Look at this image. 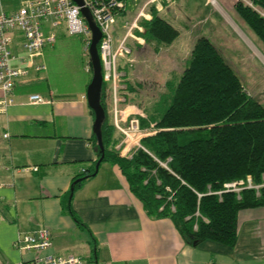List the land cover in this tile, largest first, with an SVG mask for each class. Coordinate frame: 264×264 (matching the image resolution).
Masks as SVG:
<instances>
[{
    "label": "crops",
    "instance_id": "obj_1",
    "mask_svg": "<svg viewBox=\"0 0 264 264\" xmlns=\"http://www.w3.org/2000/svg\"><path fill=\"white\" fill-rule=\"evenodd\" d=\"M147 1L124 0L112 29L115 47L124 33L123 24L133 22L141 12L136 20L138 29L132 30L138 42H126L131 48V68L137 61H146L154 48L163 59L160 64L172 62L166 60L167 45H144L139 36L143 32L140 22L150 18L144 11L147 6H152L172 27V22L189 18L195 24L193 31L205 37L214 26V13L207 0L199 6L205 15L201 20H197L196 9L190 10V0H156L150 5ZM215 1L226 12L231 8L223 0ZM215 22L221 25L218 19ZM208 24L207 29L203 27ZM60 30L64 32L62 27L53 29L55 39ZM18 42L15 37L10 50L16 57H24ZM53 43L42 48L35 63L43 65L42 57ZM120 61L124 59H119L122 65ZM12 65L26 69L27 74L6 95L11 103L0 106V264L30 261L34 253L16 249L12 243L17 236L39 228L50 233V252L74 255L88 264H264V206L237 212L232 247L212 241L189 245L168 217L145 214L140 202L129 193L118 168L107 161L100 162L96 173L72 191L70 208L85 228L75 225L62 206L72 181L97 159L91 141L93 116L85 100L91 76L75 93L50 90L45 68L34 72L16 61ZM172 70L165 64L163 72L172 75ZM84 71L90 72L87 61ZM31 94L46 102L28 103Z\"/></svg>",
    "mask_w": 264,
    "mask_h": 264
},
{
    "label": "trees",
    "instance_id": "obj_2",
    "mask_svg": "<svg viewBox=\"0 0 264 264\" xmlns=\"http://www.w3.org/2000/svg\"><path fill=\"white\" fill-rule=\"evenodd\" d=\"M249 1L253 8L234 2L230 12L264 50V18L260 15L264 0ZM144 11L150 18L140 22L143 32L138 34L143 44H170L178 31L152 6ZM192 43L185 66L175 79L165 82L166 93L155 105L153 133L140 139L142 149L134 150L130 157H120L113 150L119 137L113 136V126L108 123L111 119H107L105 111V99L110 103V88L101 83V162L114 164L145 214L168 217L187 244L212 241L232 247L237 212L264 206V186L257 194L245 189L238 196L213 192L246 177L254 185L262 183L264 106L249 94L207 37L196 33ZM87 65L91 72L88 60ZM118 69L124 72L125 86L119 94L128 95L132 88L129 69L125 64H119ZM125 112L127 116L129 110ZM91 141L98 159L94 135ZM93 175L94 165L80 174L79 180L74 179L62 206L72 222L83 228L69 201L72 191Z\"/></svg>",
    "mask_w": 264,
    "mask_h": 264
},
{
    "label": "built area",
    "instance_id": "obj_3",
    "mask_svg": "<svg viewBox=\"0 0 264 264\" xmlns=\"http://www.w3.org/2000/svg\"><path fill=\"white\" fill-rule=\"evenodd\" d=\"M155 1L148 0L147 4L150 5ZM233 1L253 8L249 0ZM123 3L120 0H82V5L77 6L70 0H20L19 7L14 11L7 13L0 10V92L2 94L0 106L11 103V99L6 95L20 81V78L27 74L26 69L13 66L12 62L16 61L19 65L25 64L34 72L42 71L43 65L35 63V60L40 57L44 46L54 42V28L62 27L66 35L81 37L82 52L88 58L90 32L80 15V8H84L100 34L96 50L100 63L101 81L110 88L111 124L121 136V140L114 146V151L118 156L127 158L134 150L142 149L140 139L147 134L142 132L136 118L129 114L125 117L123 115L126 107L123 105L124 96L119 93L120 90H124V72L118 69L119 59L122 58L125 61L124 64L131 67V48L126 45V42L128 39L138 42L132 30L138 29L136 20L141 17V12L133 22L123 24L124 33L113 47L112 29L118 12L123 10ZM260 15L264 18V12ZM15 37L19 38L16 44L24 53V57H16L10 50ZM27 102L43 103L46 99L37 94H31L27 97ZM31 170L36 169L32 167ZM261 186H264V179L260 185H254L250 177H246L244 181L226 183L222 191L213 193L220 195L222 192H232L238 196L240 191L245 189L253 190L257 194ZM12 246L34 253L30 261L19 264H87L74 255H56L50 252V233L45 228L17 236Z\"/></svg>",
    "mask_w": 264,
    "mask_h": 264
},
{
    "label": "rangeland",
    "instance_id": "obj_4",
    "mask_svg": "<svg viewBox=\"0 0 264 264\" xmlns=\"http://www.w3.org/2000/svg\"><path fill=\"white\" fill-rule=\"evenodd\" d=\"M223 1L228 5L234 3L233 0ZM19 2V0H0L1 10L7 13L14 11L18 8ZM200 3L202 4V0L200 2L199 0H190L188 3L190 10L195 11L196 9V15L199 18L197 20L205 17L199 8ZM207 4L214 13V26L209 24L203 26L206 29L209 26L212 28L210 34L206 37L219 51L223 59L230 64L231 69L249 94L264 106L263 48L247 34L239 23L235 22L230 8L226 12L215 0H207ZM215 19H218L220 26L215 22ZM189 20V18H180L178 22H172L179 34L173 43L167 45L166 50L164 49V52L167 53L166 60H172L168 64L165 63L166 67L173 69L174 71H172L175 73L168 75L165 71L163 72L165 64H160L163 59L158 57L159 50L155 48L152 50L153 53L148 52L149 56H147L146 61L135 62L133 68H131L132 63L130 68L127 67L132 88L128 90V95H124L123 105L129 110V115L137 119L138 125L142 126V128L139 126L140 129L147 135L152 134L154 131L155 105L160 102L166 93L165 82L175 79L177 73L181 72L187 61L188 51L196 36L192 26L194 23ZM197 26L200 28V25L197 24ZM82 45L81 37L68 36L60 30L52 47H47L42 62L46 76H48L50 90L58 89L75 93L83 89V85L88 81L91 73L84 71L88 58L82 52ZM150 48L152 49V47ZM11 51L13 52V49ZM120 62L121 64L125 63V61ZM156 68L157 70H154ZM105 107L106 116L109 120L111 119L112 109L108 99H105ZM108 123H111V120ZM113 133H115L114 137H119L120 141L121 136L115 130ZM115 145H113V150Z\"/></svg>",
    "mask_w": 264,
    "mask_h": 264
},
{
    "label": "water",
    "instance_id": "obj_5",
    "mask_svg": "<svg viewBox=\"0 0 264 264\" xmlns=\"http://www.w3.org/2000/svg\"><path fill=\"white\" fill-rule=\"evenodd\" d=\"M70 1L77 6L82 5V0H70ZM80 15L84 19L88 27V30L90 32V42L88 46V62L91 67V77L85 89V100L89 108V113L92 114L93 116L92 133L96 141V149L100 153L99 158L96 160L94 164V174H95L98 165L103 157V146L101 144V137H100V125L104 119V112L99 103V95H100L102 81H101V73H100V63L96 50V44L100 38V34L97 27L92 22L91 17L86 9L80 8Z\"/></svg>",
    "mask_w": 264,
    "mask_h": 264
},
{
    "label": "bare ground",
    "instance_id": "obj_6",
    "mask_svg": "<svg viewBox=\"0 0 264 264\" xmlns=\"http://www.w3.org/2000/svg\"><path fill=\"white\" fill-rule=\"evenodd\" d=\"M123 115H124V117L126 116V112L125 111L123 112Z\"/></svg>",
    "mask_w": 264,
    "mask_h": 264
}]
</instances>
